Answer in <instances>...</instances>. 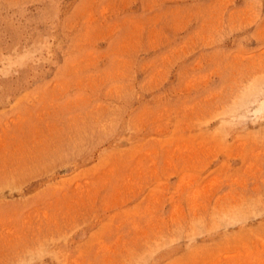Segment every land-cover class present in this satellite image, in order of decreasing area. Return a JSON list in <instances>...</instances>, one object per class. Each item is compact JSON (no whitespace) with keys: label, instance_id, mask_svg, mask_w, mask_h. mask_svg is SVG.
Returning <instances> with one entry per match:
<instances>
[{"label":"rangeland","instance_id":"rangeland-1","mask_svg":"<svg viewBox=\"0 0 264 264\" xmlns=\"http://www.w3.org/2000/svg\"><path fill=\"white\" fill-rule=\"evenodd\" d=\"M0 264H264V0H0Z\"/></svg>","mask_w":264,"mask_h":264}]
</instances>
